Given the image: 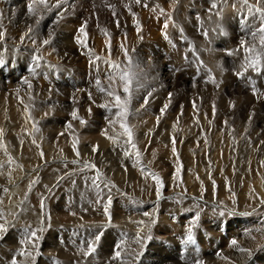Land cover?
<instances>
[{
  "label": "rangeland",
  "instance_id": "rangeland-1",
  "mask_svg": "<svg viewBox=\"0 0 264 264\" xmlns=\"http://www.w3.org/2000/svg\"><path fill=\"white\" fill-rule=\"evenodd\" d=\"M7 1L9 0L4 2ZM145 1L148 7H143V4H134L131 13L121 3L118 9H122L120 12L123 15H118L112 20H110L111 17L108 18L116 22L117 19L125 16L126 11L130 28H135L132 31L129 28L122 34L114 31L115 29L108 24L100 27L99 23L94 22L96 28L92 31L95 34L92 31L87 32V48L82 47L75 40L77 36L83 38V34L78 32L83 24L79 21L80 18L74 17L61 24L55 23L53 22L55 15H51L49 10L38 2L33 5L37 13L33 16L28 12V5L32 4L33 0H17L16 4L10 2L7 6L1 5L3 20L0 22L2 33L0 38V129H3V136L0 137V145L6 146L7 151L4 147H0V164L4 165L0 168L2 173L0 174V190H7V188L11 190L20 185L27 189L25 188L24 197L21 200L14 195V198L19 200L16 204L12 203V198L6 200L0 198V201H9V204L0 203V212L2 206L8 207L9 215L6 217H9L12 225L6 233L2 235L0 233V264H10L13 254L22 246L20 241L26 235L29 226L32 229L41 226L45 228L42 233H39L41 239L38 241L39 254L36 255L35 264L46 263L42 258L47 241L53 240L58 244L63 239L66 243L71 241L69 246L78 243L80 245L81 242L82 247L86 244L90 246L95 240L94 235L98 232L97 230H102L105 226L103 235L99 241H96V250H99L106 243V231L125 227L127 215L122 216V214L128 213L125 209L127 207L136 209V214L140 211L151 214L150 210L156 208L155 211L159 214L154 221L150 218L151 216L144 215L143 221L145 220L151 228L148 235L150 238H146V245L140 252L142 256H146L144 254L146 246L150 249L149 246L156 239V233L162 225L159 216L163 214L162 216L168 217L169 221L173 219L175 224H179L181 219L185 225L200 222L205 223L206 226H216V234L213 233L211 237L222 240L218 246L226 247L229 242L228 245L231 246L230 232L234 233V237L247 234L244 240L248 241L246 243L243 241L240 247L249 248L253 252L249 254V260L243 264H264V240H260L257 236L260 231H264V204L260 201V192H258L260 188L259 191H264V164L261 163L264 161V82L250 68L244 72L242 78L236 74L243 71L245 57L251 58V54L244 51L241 41L256 45L257 52L260 53L259 69H263L264 72V50L259 45V33L255 38L251 35L261 26L259 14L248 13L241 0H178L176 4L173 0H143V3ZM73 2L76 3L70 4L71 7L69 4L63 7L70 11L73 9L78 15L85 16L87 13L84 4L81 6L77 0ZM249 3L256 2L249 0ZM17 4L26 9L24 19L9 15H13V10H19L15 9ZM214 4L217 8L212 7ZM156 5L160 7L156 8ZM260 7H264V2L260 4ZM153 8L156 10L153 11ZM160 8H163L166 14L170 13L171 21H174V23L168 21L167 29L163 27L166 15L161 14ZM217 11L220 12L219 15L216 14ZM132 13H135V16ZM239 15L246 16L247 22L244 26L239 25ZM136 21H139L142 26L139 32V34L143 33L140 34L142 39L140 35H137ZM29 26L33 28V33L31 37H26L24 33ZM87 28L92 27L87 25ZM62 30L71 35V42L75 43L74 48H68V51L59 39L58 31ZM134 31L137 33L135 34ZM217 31L221 34L219 38H217L219 34ZM165 32L167 38L164 35ZM205 32L207 35L204 34ZM50 34V44L43 45L41 41L49 39ZM33 39L36 41L35 44L32 42ZM121 43L129 50V55L132 57L133 63L130 68L121 51ZM195 46L199 53L195 56L197 62L193 57L191 60H184L181 56L183 50L195 48ZM89 49L92 50L91 53ZM166 50L170 52L165 54ZM35 55L42 59L32 61ZM179 55L181 60L175 62L174 69H170L168 64L171 63L172 57L176 60ZM97 56L101 59L97 60ZM185 58L187 59L186 54ZM108 60L119 63L121 67L134 73L130 105L132 112L129 122L134 128V142L141 153L142 163L146 165V170L150 169L151 172L156 173L163 182L164 187L160 189V197L156 194L158 185L155 180L151 176L145 178V172L141 170L139 164L134 166L135 156L124 155L125 149L131 151L130 145L113 144L102 134V130L108 128V134L114 135L108 120L114 118L115 109L110 112L100 107L108 98L100 93L96 86L97 79H100L105 86L109 83L106 77L112 70L105 63ZM90 62L98 65L99 70L89 77ZM31 63L34 64V69L28 72L27 68ZM209 69L216 83L209 79ZM25 80L31 83V89ZM253 86L258 90L255 93ZM89 92L92 94L91 100ZM169 93H171L170 98ZM145 99L148 103L142 107ZM193 102L196 104V109L193 108ZM233 103L235 107L231 106ZM165 104L168 107L161 114ZM213 105H215V112ZM89 108H91L90 114ZM77 109L78 115L88 121L86 126L72 118L71 113ZM67 122L73 124L75 135L80 140V164L71 163L76 157L71 146L70 130L66 128ZM34 124L40 129L39 132L34 131ZM115 131H120L118 124L115 126ZM60 132H64L65 135L58 137ZM173 137L176 140V153L172 151ZM33 139L36 140L39 148L37 144L32 143ZM101 139L105 140L107 145H99ZM93 145H99L98 152H92ZM40 149L44 152L43 159L39 155ZM9 160L13 163H8ZM65 161H67V167H65ZM85 161L96 164L103 173L100 182L102 189L100 196L103 199H100L99 203H96L97 189L91 184V178L95 176L96 171L83 169ZM181 165L180 177H176V168ZM76 169L83 170L77 171L75 176H65V173H72ZM9 172L11 177L7 175ZM49 175H53V178H49ZM61 176L65 178L57 185ZM131 176L134 177L132 180L135 181L134 183L140 180L147 181L148 184L146 187L143 185V189H138L131 184ZM10 178L15 182L9 183ZM86 178L87 183H85ZM104 180L116 185L111 192L113 200L110 209L111 223H108V218L103 212V205L108 195ZM127 180L128 183H126ZM33 181L36 182L33 183ZM54 185L56 186L53 187ZM248 187L249 190H247ZM255 189L257 196L254 194ZM208 191L209 194L206 193ZM191 193L193 196L187 197ZM43 195L46 197L44 211L41 209ZM206 195L214 202L206 201ZM240 196L245 197L246 205L241 202ZM166 202L171 205L164 207L163 204ZM79 204L84 211H81L82 207ZM13 205L14 207L18 205L15 212H11ZM76 207L80 208V211ZM176 209L181 213L179 216H176L178 213ZM44 212L49 214L51 219H45L44 225H40ZM73 212L76 215H72ZM221 212L224 214L221 215ZM35 215H37L36 218ZM197 215H199L198 220ZM121 216L123 222L118 219ZM176 217L179 218L177 222ZM116 220L118 222H115ZM79 221H82V225ZM224 223H227L226 229L230 231L226 235L221 228ZM136 226V229H141L137 223ZM250 231L256 236L249 237ZM63 234L64 238H61ZM195 235L197 234L193 233L192 237L196 238ZM158 237L165 239L167 233L164 232ZM180 237L185 239L183 235ZM82 238L84 240L79 242L78 240ZM256 240L258 243L254 242ZM167 241L176 248L183 246L185 255L188 253V248L195 245L192 240H188V237L184 243L180 242L177 245L169 239ZM198 242L200 244V239ZM57 247H54V250ZM63 249L65 250L60 246L58 251ZM206 249L211 248L209 246ZM94 254H97V251ZM94 254L91 257L96 258L97 255ZM3 256L7 258L4 259ZM89 257L86 260L82 259L79 264H89L88 260L91 258ZM103 258L108 259L107 256ZM163 258L168 262L173 260L171 256H163ZM17 259L23 264V257H17ZM194 259L195 256L187 255V258L182 260L184 264H196L198 261ZM225 263L228 264V262Z\"/></svg>",
  "mask_w": 264,
  "mask_h": 264
},
{
  "label": "bare ground",
  "instance_id": "bare-ground-1",
  "mask_svg": "<svg viewBox=\"0 0 264 264\" xmlns=\"http://www.w3.org/2000/svg\"><path fill=\"white\" fill-rule=\"evenodd\" d=\"M5 0H0V8H1V5L2 4H4L5 6H7V5H9V3L11 2V3H13V4H16L17 3V0H9V1H7V2H4ZM19 1V0H18ZM74 0H68V3L67 4H73V3H76V2H73ZM254 1L256 2V0H253V3H254ZM52 2H54V0H50V3H52ZM77 2H78V4L79 3H81L80 5L82 6L83 4V6H84V8H85V12L87 13L85 16H83V14L80 16V15H78V13L75 11V10H73V9H71V11H70V9H68V11L67 12H65V14H64V17H63V19H61L58 15H57V12H59V11H62V9H55V8H52L51 10H49V12H50V14L52 15V14H54L55 15V20H53L51 17H50V19L51 20H53V22H55V23H57V21H59V24H61V23H63V22H65L66 20H69V18H74V17H76V18H80V22L81 23H84L85 21L87 22V25H90L92 28H87L86 29V32H91L92 30H93V28L95 29L96 28V25H95V23L94 22H96V23H99V26L101 27L103 24H108L111 28H113V29H115L114 31H116V32H119V33H122L123 34V32H125L126 30H128L129 28H130V21H129V16H128V14H127V12L125 11V16L124 17H122L121 19H119V26L117 25V23L116 22H112V21H110V20H112V18H116L118 15L119 16H122L123 15V13L122 12H120L121 10H119L118 8L120 7L119 5H121V3H123L124 4V2H125V0H107V2L109 3V4H115L116 5V16L114 17L113 15H112V11L109 9V8H107V7H105L104 6V3H103V0H77ZM162 3H163V1H161ZM161 2L159 3V4H161ZM189 2V1H188ZM252 2V1H251ZM145 3H146V1H145ZM172 3V2H171ZM176 4V3H175ZM22 5H25V4H22ZM40 5V4H39ZM66 5V4H65ZM134 5V4H133ZM132 5V6H133ZM188 6V5H187ZM170 7V6H169ZM184 7H185V5H184ZM76 8V7H75ZM123 8V7H122ZM133 8V7H132ZM188 8V7H187ZM196 8V7H195ZM15 9H19V10H16V11H14L13 10V15H11V14H9L10 16H13V17H16V18H18V19H21V18H23V16H24V14H25V12H24V10H26L25 8H23V6H21V5H18L17 4V6H15ZM189 9V8H188ZM22 10V11H21ZM201 10V9H200ZM20 11H21V13H20ZM80 11H82V10H80ZM189 11V10H188ZM216 11V10H215ZM8 12V11H7ZM79 12V11H78ZM80 13V12H79ZM83 13V12H82ZM153 14V13H152ZM173 15V14H172ZM1 17L3 18V16L1 15V11H0V22L3 20V19H1ZM30 17V16H29ZM109 17H111V19L109 20L108 18ZM179 17V16H178ZM188 17V16H187ZM155 18V17H154ZM163 18V17H162ZM219 18V17H218ZM24 19V18H23ZM31 19V18H30ZM160 19H161V17H160ZM32 20V19H31ZM70 20H72V19H70ZM34 21V20H33ZM171 21V20H170ZM203 21V20H202ZM49 22H52V21H50L49 20ZM172 22V21H171ZM214 22V21H213ZM112 23H114V24H112ZM142 23V22H141ZM173 23V22H172ZM201 24V23H200ZM47 25V24H46ZM54 25V24H53ZM132 25V24H131ZM46 27V26H45ZM70 27V26H69ZM172 27V26H171ZM42 28V27H41ZM134 28V27H133ZM132 28V29H133ZM183 28V27H182ZM131 29V28H130ZM132 29H131V31H132ZM135 29V28H134ZM133 29V30H134ZM144 29V28H143ZM60 30V29H59ZM69 31V30H68ZM52 32V31H51ZM55 32H57V31H55ZM93 32V31H92ZM0 33H1V29H0ZM98 33V32H97ZM134 33H135V31H134ZM137 33V32H136ZM135 33V34H136ZM142 33V32H141ZM140 33V34H141ZM79 34V33H78ZM93 34H95L94 32H93ZM127 34V33H126ZM139 33L137 34V35H140ZM143 34V33H142ZM157 34V33H156ZM58 35H59V39H60V41H62L63 42V47L65 48V50L66 51H68V48H74V46H75V43H73V42H71V40H72V37H71V35L69 36L65 31H58ZM75 35V34H74ZM121 34H119V36H120ZM146 35V34H145ZM76 36V35H75ZM141 37H142V35H140ZM148 36V35H147ZM146 36V37H147ZM192 36V35H191ZM100 37V36H99ZM136 37V36H135ZM138 37V36H137ZM146 37H145V39H146ZM0 38H1V35H0ZM120 38H123V37H120ZM143 38V37H142ZM124 39V38H123ZM135 39H137V38H135ZM109 40V39H108ZM138 40V39H137ZM1 41V40H0ZM144 41V40H143ZM142 41V42H143ZM149 41V40H148ZM141 42V43H142ZM146 42V41H145ZM144 42V43H145ZM148 43V42H147ZM151 43V42H150ZM57 45H59V44H57ZM137 45V44H136ZM78 47H79V45H78ZM69 50H71V49H69ZM155 50V49H154ZM70 52V51H69ZM62 53V52H61ZM71 53V52H70ZM85 56V55H84ZM135 57V56H134ZM1 58V57H0ZM25 61V60H24ZM56 61V60H55ZM1 62V61H0ZM26 62V61H25ZM28 62V61H27ZM54 62V61H53ZM58 62V61H57ZM60 62V61H59ZM58 62V63H59ZM67 63V62H66ZM27 64V63H26ZM153 64H155V63H153ZM157 64V63H156ZM23 65V64H22ZM69 65H70V63H69ZM73 65V64H72ZM159 65V64H158ZM17 66V65H16ZM156 66V65H155ZM21 68V67H20ZM10 77V76H9ZM50 100V99H49ZM9 123V122H8ZM79 125V124H78ZM2 138V137H1ZM92 139V138H91ZM99 141V140H98ZM219 142V141H218ZM100 144H102V145H107V142L105 141V140H103V139H101L100 141H99V145ZM228 144V143H227ZM229 145V144H228ZM229 147V146H228ZM112 149V148H111ZM113 150V149H112ZM22 153V152H21ZM190 153V152H189ZM201 153V152H200ZM120 154V153H119ZM191 154V153H190ZM192 155V154H191ZM216 156V155H215ZM214 156V157H215ZM6 157V156H5ZM51 157V156H50ZM191 158H192V156H191ZM216 158H218L217 156H216ZM193 159V158H192ZM14 160V159H13ZM192 161V160H191ZM253 161V160H252ZM255 161V160H254ZM206 162V161H205ZM192 163V162H191ZM194 163V162H193ZM217 165H218V162H217ZM10 167H11V165H9ZM229 166V165H228ZM217 167V166H216ZM116 168V167H115ZM195 168V167H194ZM237 168V167H236ZM226 169H227V167H226ZM228 169H230V168H228ZM203 171V170H202ZM226 172V171H225ZM186 175V174H185ZM16 176V175H15ZM173 176V175H172ZM200 176V175H199ZM49 178H53V175H49L48 176ZM197 177V176H196ZM232 177V176H231ZM116 178V177H115ZM142 178V177H141ZM174 178V177H173ZM11 179V178H10ZM28 179V178H27ZM129 179V178H128ZM134 179V177H132L131 176V181ZM243 179H245V178H243ZM1 180V179H0ZM4 180V179H3ZM139 179L137 178V181H138ZM176 180H177V178H176ZM190 180H191V178H190ZM222 180V179H221ZM231 180V179H230ZM126 181V180H125ZM130 181V180H129ZM130 181V182H131ZM184 181V180H183ZM257 181V180H256ZM9 183H10V180L8 181ZM11 182H15V181H12V179H11ZM26 182V180L24 181V183ZM130 182H129V185H130ZM135 181H132L131 182V184H133V185H135V187L136 188H141V189H143L144 187H143V185L146 187V184H148V182L147 181H140L139 180V182L138 183H134ZM190 182V181H189ZM262 182V181H261ZM61 183V182H60ZM59 183V184H60ZM126 183H128V180H127V182ZM139 183H142V184H139ZM241 183V182H240ZM190 184H192V183H190ZM194 184V183H193ZM218 184V183H217ZM256 184H258V182H256ZM256 184L254 183V185L256 186ZM127 185V184H126ZM132 185V186H133ZM189 185V184H188ZM202 185V184H201ZM248 185V184H247ZM260 185V184H259ZM259 185H258V187H259ZM84 186V185H83ZM82 186V187H83ZM181 186V185H180ZM187 186V185H186ZM212 186H213V184H212ZM225 186V185H224ZM7 187H9V184H7ZM199 187V186H198ZM250 187H251V185H250ZM257 187V186H256ZM25 186H18V187H15V188H12L11 190H10V188H7V190H3V191H1L0 190V198H1V200H6L7 198H12V203L13 204H16L19 200H21L23 197H24V192H25ZM180 188V187H179ZM243 188V187H242ZM247 188V187H246ZM27 189V188H26ZM194 189V188H193ZM205 189H207V188H205ZM250 188L248 187V189L247 190H249ZM254 189V188H253ZM261 189V188H260ZM260 189H258V192H260L259 194H260V201L262 202V204H264V191H259ZM176 190V189H175ZM211 190V189H210ZM243 190V189H242ZM134 191V190H133ZM195 191V190H194ZM197 191V190H196ZM246 191V190H245ZM245 191H243V192H245ZM251 191H254V190H252L251 189ZM251 191H250V193H251ZM255 191H256V189H255ZM47 192H48V190H47ZM47 192L45 193V195L47 194ZM192 193H193V191H191ZM202 192V191H201ZM225 192V191H224ZM8 193V194H7ZM127 193V192H126ZM190 193V192H189ZM192 193L191 194H189V196H187V197H192L193 195H192ZM194 193H196V192H194ZM207 194H209V191L208 192H206ZM213 193V192H212ZM211 193V194H212ZM246 193H247V191H246ZM255 193H257V191L256 192H254V194ZM210 194V195H211ZM222 193H220V195H221ZM240 194V193H239ZM253 194V193H252ZM254 194H253V196H254ZM258 194V193H257ZM14 195H16V196H18L19 197V200H17V199H15L14 198ZM186 195V194H185ZM184 195V196H185ZM196 195V194H195ZM201 195H203L202 193H201ZM209 195V196H210ZM213 195V194H212ZM231 195V194H230ZM11 196V197H10ZM35 196V195H34ZM44 196V195H43ZM183 196V195H182ZM255 196H257L256 194H255ZM45 197V196H44ZM186 197V196H185ZM206 197H207V199H206V201L208 200L209 202H214V200H212L210 197H208V195H206ZM143 198V197H142ZM147 198V197H146ZM145 198V199H146ZM213 198V197H212ZM223 200H224V198L223 197H221ZM26 199V198H25ZM68 199V198H67ZM197 199V198H196ZM199 199V198H198ZM236 199V198H235ZM239 199V198H238ZM257 199H258V197H257ZM169 200V199H168ZM240 200H241V202L243 203V204H245V202H246V200H245V197H241L240 196ZM248 200L250 201V199L248 198ZM254 200V199H253ZM24 201V200H23ZM69 201V200H68ZM124 201V200H123ZM148 201H149V199H148ZM35 202V201H34ZM61 202V201H60ZM65 202H66V200H65ZM71 202V201H70ZM75 202V201H74ZM125 202V201H124ZM3 203H8L9 204V201H3ZM146 203V202H145ZM148 203V202H147ZM221 203V202H220ZM228 203H230V202H228ZM71 204V203H70ZM85 204V203H84ZM210 203H208V205H209ZM219 204V203H218ZM72 205V204H71ZM70 205V206H71ZM80 205V204H79ZM147 205V204H146ZM164 205V207H169L171 204H169L168 202H166V203H164L163 204ZM246 205V204H245ZM18 206V205H17ZM16 206V207H17ZM63 206H64V204H63ZM75 206V205H74ZM81 206V205H80ZM126 206V205H125ZM16 207H14V205L12 206V211L11 212H15L16 211V209H18V208H16ZM82 207V206H81ZM123 207V206H122ZM121 207V208H122ZM246 207V206H245ZM2 208V210H1V212L0 213H2L4 216H6V215H9L8 214V207L7 206H2L1 207ZM16 208V209H15ZM77 208V207H76ZM86 208V207H85ZM125 208V207H124ZM123 208V209H124ZM136 208V207H135ZM176 208V207H175ZM179 208H181V207H179ZM75 209V208H74ZM78 209V208H77ZM76 209V210H77ZM80 209V208H79ZM78 209V211H80ZM125 209H127V211H128V213L127 214H122L121 212V214H122V216H125V215H127V216H125V227H121L120 229L118 228V229H112V230H109V231H106L107 232V236H106V243H104L100 248H99V250H96L97 251V254H94V255H97V257L96 258H94V257H89L88 259V263L89 264H108V261H109V259H110V257L113 255V253H114V250H115V246L116 245H120L121 244V242L123 241V252H122V255H123V257L126 259V260H128L129 261V264H132V258L129 256V251H135L136 253H140L141 252V250L145 247V245H146V241H147V239L146 238H148V235H149V231H150V226H149V224H146V222H145V220H144V222H145V226H143V228H142V230L139 228V229H136V223H134V221H140V220H143L144 219V213H142L141 211V214H140V212L138 213V214H136V209L134 210V208H130V207H127V208H125ZM124 209V210H125ZM153 209V208H152ZM183 209V208H182ZM83 210V207L81 208V211ZM150 210V209H149ZM155 210H156V208H155ZM154 209L153 210H150L151 211V219H152V221H154L157 217H158V213H157V211H155ZM177 211H178V209H176ZM84 211V210H83ZM143 211V210H142ZM148 211V210H147ZM177 211L175 212V213H177ZM100 212V211H99ZM144 212V211H143ZM33 213V212H32ZM82 213V212H81ZM207 213V212H206ZM37 214V213H36ZM79 214V213H78ZM88 214V213H87ZM178 214V215H177ZM176 214V216H179L181 213H179V211H178V213ZM66 215V214H65ZM81 215H83V214H81ZM94 215V214H93ZM97 215V214H96ZM163 215V214H162ZM159 216L160 217V222H161V224L162 225H160L159 226V229H158V231H157V233H156V239L154 240V242L149 246L150 247V249H148V246H146V252L144 253V254H146V256L144 255V256H142V255H139L136 259H135V261H134V264H184V262H183V260L182 259H186L187 258V255L188 256H195V259L194 260H197L198 262L196 263V264H226L225 262H228V264H243V263H246L248 260H249V255H247V256H245V255H242L238 250H237V248L236 247H234L232 244H231V246H229L228 244L230 243H227V246L226 247H223V246H218V243H221V241L222 240H219V239H213V237H211L212 236V234L213 233H215L216 232V230H217V228H216V226H214V225H210V226H206V224L205 223H200V222H196V223H194L196 226L194 227V224H192V223H189V224H187V225H185L184 224V221H182L181 219H180V222H179V224H175V223H173V219L172 220H170L169 221V219H168V217H165V216ZM167 215H169V214H167ZM11 216V215H10ZM33 216V215H32ZM69 216V215H68ZM89 216V215H88ZM87 216V217H88ZM91 216V215H90ZM121 216V218H118V219H120V220H122V217ZM170 216V215H169ZM205 216V215H204ZM37 217V215H35V218ZM93 217V216H92ZM146 217H148V216H146ZM187 217V216H186ZM206 217V216H205ZM22 218V217H21ZM33 218V217H32ZM34 218V219H35ZM53 218V217H52ZM55 218V217H54ZM212 218H214V217H212ZM7 219H8V221L10 222V219H9V217H7ZM117 219V218H116ZM147 219H149V218H147ZM184 219V218H183ZM189 219V218H188ZM38 220V219H37ZM113 220H114V217H113ZM120 220H119V222H120ZM158 220H159V218H158ZM179 220V218H175V221L177 222ZM191 220V219H190ZM76 221V220H75ZM185 221H187V220H185ZM77 222V221H76ZM81 222L82 221H79V224H81ZM115 222H118L117 220L115 221ZM122 222H123V220H122ZM147 222H149V221H147ZM190 222V221H189ZM234 222V221H233ZM63 223V222H62ZM262 223V222H261ZM56 224V223H55ZM84 224V223H83ZM151 224V223H150ZM212 224V223H211ZM82 225V224H81ZM247 225H249V224H247ZM107 226V225H106ZM105 227V226H104ZM104 227H103V229L102 230H97L98 232L96 233V235L98 234V233H100L101 231L103 232V230H104ZM109 227V226H108ZM233 227H235V226H233ZM255 227V226H254ZM262 228V227H261ZM98 229V228H97ZM205 229V230H204ZM242 229V228H241ZM247 229V228H246ZM252 229H254L253 227H252ZM255 229H257V228H255ZM263 229V228H262ZM221 230V229H220ZM250 230V229H249ZM233 231H236V230H233ZM243 231V230H242ZM25 232V231H24ZM66 232V231H65ZM164 232H166L167 233V237H165V239H162V237L161 238H159L158 237V235H160V234H162V233H164ZM196 233L197 235H195L196 236V238L199 240L200 239V248H201V250H200V248H197V247H190V248H188V253H187V255H185L184 254V251H183V246L181 247V248H176L175 246H173V245H171L170 243H168V241H167V239H169L170 240V242H173L174 244H178V243H180V242H183L184 243V240L189 236V235H191L192 236V234L193 233ZM227 232H230V231H228L227 230ZM246 232V231H245ZM251 233H249L248 234V236L250 237H252L253 235H254V233L252 232V231H250ZM255 232H257V231H255ZM93 233V232H92ZM91 233V234H92ZM190 233H192V234H190ZM224 233V232H223ZM253 233V234H252ZM80 234H81V232H80ZM80 234H79V236H80ZM83 234V233H82ZM91 234H90V236H91ZM95 234V233H94ZM140 235V236H143L144 237V239L141 241V242H137V235ZM216 234V233H215ZM233 234L234 233H229V237H230V239L232 238V240L233 239H235V240H237L238 241V244H239V246H241V243L243 242V241H245L246 239H245V236L247 235H238V237H237V235H236V237H234L233 236ZM1 235H2V233H1ZM52 235H53V232L50 234V236H51V239H52ZM96 235H94V236H96ZM183 235V237L185 238V239H183L182 237H180V236H182ZM254 236H256V235H254ZM257 236H259V238H260V240L262 239V241L264 240V231H260V233H259V235H257ZM58 237H59V235H58ZM68 237H70L69 235H68ZM163 237H164V235H163ZM247 237V236H246ZM248 237V238H249ZM10 238V237H9ZM61 238H64V234L62 235V237ZM60 238V239H61ZM74 238H76V237H74ZM218 238V237H217ZM59 239V238H58ZM69 239V238H68ZM118 239L120 240L119 242H118ZM245 239V240H244ZM258 239V238H257ZM15 240V239H14ZM48 240H50V239H48ZM82 240H84L83 238L82 239H79L78 241L79 242H81ZM76 241V240H75ZM209 241V242H208ZM248 241V240H247ZM247 241H245L244 243H246ZM48 242V244H47V246L45 247L46 248V250H44V255H43V258H42V260H44L46 263H43L42 262V264H79L80 262H81V260L83 259V260H86L87 259V257H85L84 255H83V253H84V251H86L87 249H88V247H89V244H86V246L85 247H82L81 246V243H80V245H79V243L78 244H73V245H71V246H69V243L71 242H69V243H66V242H64L63 241V239H61V241L60 242H58V241H56V242H58V244H56L55 242H53V240L52 241H47ZM208 242V243H207ZM252 242V241H251ZM255 243H258V241L256 240V241H254ZM6 243V242H5ZM77 243V242H76ZM211 245H210V244ZM223 243V242H222ZM249 243V242H248ZM247 243V244H248ZM263 243V242H262ZM3 244V243H2ZM190 244H192V242L190 243ZM57 245H58V247H57ZM252 245H253V243H252ZM11 246V245H10ZM63 247V248H65V250L63 249V251H58V249H59V247ZM210 246V248L211 249H206L207 247H209ZM251 246V245H250ZM258 246V245H257ZM18 247H19V245H18ZM54 247H57V248H55L56 250H54ZM220 247V248H219ZM254 247H255V245H254ZM157 248V249H156ZM173 248V249H172ZM176 248V249H175ZM228 248V249H227ZM167 249H172V250H167ZM252 249H254L253 247H252ZM1 250V249H0ZM11 250V249H10ZM182 250V251H181ZM207 250H211L212 252H210V253H208V252H206ZM219 250H222V251H219ZM218 251L220 252L219 254H218ZM251 252H253V251H251ZM103 256H107V260H105L104 258H103ZM142 256V257H141ZM163 256H171L172 258H173V260L171 259L170 261L171 262H168L167 260H164V258H163ZM4 257V259L5 258H7V256H3ZM52 257H53V259H52ZM193 258V257H192ZM41 259V258H40ZM9 260V259H8ZM23 260V259H22ZM220 260V261H219ZM105 261V262H104ZM176 261V262H175ZM23 262V261H22ZM104 262V263H103ZM112 264H118V262L117 261H113V262H111ZM193 264V263H192Z\"/></svg>",
  "mask_w": 264,
  "mask_h": 264
},
{
  "label": "snow or ice",
  "instance_id": "snow-or-ice-1",
  "mask_svg": "<svg viewBox=\"0 0 264 264\" xmlns=\"http://www.w3.org/2000/svg\"><path fill=\"white\" fill-rule=\"evenodd\" d=\"M37 2L40 5H42L46 10H51L52 8L62 9V11L57 12V15L61 19H63L65 12L68 11V8L63 7L65 4L68 3V0H54V2H52V3H50V0H33V3L28 5V12L33 16L37 15V13L34 9V6H33ZM176 2H178V0H173V3H176ZM262 2H264V0H256L255 4H250L249 0H241L242 5L247 9L248 13H250L252 15L259 14V19L262 22L261 26L257 30V32H253V33H251V35L253 36V38H255L257 36V34L259 33V36H260L259 45L261 46V49L264 50V7H260V4ZM103 3H104L105 7L109 8L112 11V15L115 17L116 16V5L115 4H109L107 2V0H103ZM133 4H135V5L143 4V7H148V4L143 3V0H125L123 7H125L131 13ZM69 7H71V5H69ZM159 7H160L159 5H156V8H159ZM212 7L217 8V5L214 4ZM156 8H153L152 10L155 11ZM160 12H161V14L166 15V22L164 23L163 27H164V29H167L169 26L168 21L172 20V16L170 13L166 14L165 10L163 8H160ZM132 14H133V16H135V13H132ZM216 14L219 15L220 12L217 11ZM36 23L37 24L39 23V19L36 21ZM57 23H59V21H57ZM116 23L119 26V20L118 19H117ZM173 23H174V21H173ZM86 26H87V22L85 21L81 25V27L78 29V32L83 34V38H81V36L75 37L76 42L84 48H87ZM136 28H137L138 33L142 30V26L140 25L139 21H136ZM32 33H33V28L31 26H29L27 31L24 33V36L31 37ZM204 34L207 35L206 32ZM0 35H2V33H0ZM164 35L167 38L166 32L164 33ZM141 39H142V37H141ZM50 41H51V34H50L49 39H44L43 41H41V43L43 45H49ZM32 42L34 44L36 43V41L34 39ZM241 45L244 48V51L246 53L251 54V58H249L247 56L245 57L246 63L244 65H242L243 71L236 73L237 76L242 78L244 72H246L249 68H254V69L259 70L258 57L260 56V53L257 52V48H256L255 44L249 45L247 41H241ZM108 48H109V52H110V50H111L110 44L108 45ZM120 48H121V51L123 52L124 57L127 59L128 66L130 68L132 66L133 60H132V57L129 55V50L124 46L123 43H121ZM91 51L92 50L89 49L90 53H91ZM39 59H42V57L38 56L37 60H39ZM96 59L100 60L101 58L99 56H97ZM105 63L109 65V67L111 68L112 71L106 77V79L109 81V83L106 86L102 84L100 79L96 80V86H97L98 91L108 98L105 103L100 105V107H103L110 112L113 109H115V112H113L114 118L108 120V124L112 128L114 135L108 134V131H109L108 128L103 129L102 134L105 135V137L108 140H110L113 144L130 145L131 151L125 149L124 155L128 156V157H132L133 155L135 156L134 166L136 164H139L141 167V170L145 172V178H147L148 176H151L152 179L155 180L156 184L158 185L156 194H157V197H160V189L164 187L163 182H162L161 178L156 173L151 172L150 169L146 170V165H144L142 163L141 153L137 147L136 142H134V128L129 122V117H130L131 112H132L130 105H131V101H132V82H133L134 73H132L130 70H127V69L121 67V65L119 63L112 62L111 60L105 61ZM201 63H203V62L201 61ZM208 72L210 74L209 79H211L213 83H216L214 76L211 75L210 69L208 70ZM25 83L28 84V87L31 89V87H32L31 83L27 80H25ZM121 88H122V92H121ZM253 91H254V93L256 91H258L255 88V86H253ZM170 97H171V93H169V98ZM89 99L90 100L92 99V94L90 92H89ZM74 102H75V98H74ZM147 103H148V100L145 99L144 105H142V107L146 106ZM231 106L235 107V104L233 103ZM167 107H168V105L165 104L164 107L161 109V114L164 113V111L167 109ZM193 108L196 109L195 102H193ZM88 111L90 114L91 108H89ZM137 111H139V110L137 109ZM213 111L215 112V105H213ZM71 116L74 120H79L81 125L86 126L88 124L87 120L81 118L78 115V109L73 110V112L71 113ZM157 119L159 120V117ZM197 122H198V116H197ZM117 124L119 125V128H120L119 132L115 131V126ZM225 125H227V121H225ZM66 128L68 130H70L69 135L71 137V146H72V149H73L75 157H76V159L72 160L71 163L80 164L81 163V159H80L81 154H80V150H79V143H80L79 137L77 135H75V129H74V126L71 122H67ZM34 131L35 132L40 131V129L38 127H36L35 124H34ZM29 135H31V133H29ZM64 135H65L64 132H60L58 134V137L64 136ZM2 136H3V129H0V137H2ZM32 143L37 144L35 139L32 140ZM175 143H176V140H175V137H173L172 138V144H173L172 151H173V153H176ZM0 147H4L5 151H7L6 146L0 145ZM37 147L39 148L40 146L37 144ZM60 151H61V156H62L63 150L61 149ZM98 151H99V145H93L92 146V152L96 153ZM39 155L43 159L44 152L42 149H40ZM8 163H13V161L9 160ZM45 163H46V161H45ZM261 163L264 164V161H262ZM3 167H4V165L0 164V168H3ZM65 167H67V161H65ZM181 167H182V165L178 166L176 168V171H175L176 177H180ZM83 169H95V171H96L95 176H93L91 178V184H92V187L97 189L98 200L96 201V203H99L100 199H103V197L100 196V193L102 192V189L100 188V182L102 180L103 173L100 171L99 168H97L96 164H94L90 161H85L83 163ZM83 169H76V170H73L72 173H65V176H68V175L75 176L77 171H81ZM125 171H127L126 168H125ZM0 174H2V173H0ZM7 175L9 177H11L10 172L7 173ZM65 176H61L59 178V180L57 181V185L59 184L60 181H62L65 178ZM10 182H11V179H10ZM35 182L36 181H33V183H35ZM103 182H104L105 188L108 189L107 201L103 205V212L108 218V223H111L112 217H111L110 209H111V205L113 203L111 192H112V189L116 187V185L113 184L111 181H108V180H104ZM73 183H75V180H73ZM85 183H87V178L85 180ZM181 183H182V180H181ZM55 186L56 185H54L53 187H55ZM174 186H176V185H174ZM49 191H51V189H49ZM124 195H127V194L124 193ZM45 199H46V197H42V199H41L42 211H44V209L46 208V205L44 203ZM201 199H202V197H201ZM2 202L3 201H0V203H2ZM71 214L76 215L75 212H73ZM220 214L223 215L224 212H221ZM13 215H15V213H13ZM143 215L151 216V214L147 213V212H145ZM45 219H47V220L51 219L50 215L47 214L46 212H44V218H42L40 220V225H44ZM198 219H199V215H197V220ZM134 223H137L141 227V230H142L143 226H145V222L143 220L134 221ZM11 226L12 225L8 221L7 217L4 216L2 213H0V233H6L8 231V228ZM44 230H45V228L43 226L37 227L36 229H32L29 226L26 235L20 241L22 246L17 250V252H15L13 254V256L10 260V264H21V261L19 259H17V257H23V264H35L36 255L39 254L38 253V241L41 239V236L39 235V233H42ZM102 235H103L102 231L96 235L95 240L93 241V244L90 245L86 251H84L83 255L85 257L91 256L96 252V241H99V239L101 238ZM148 238H150V237H148ZM143 239H144L143 236H140L139 234L137 235V242L138 243L141 242ZM192 239H193V237L191 235H189L188 240L191 241ZM231 243L234 247L237 248V250L240 253L244 254L245 256L251 254L252 250L249 248L240 247L237 240L234 239V240H232ZM123 250L124 249H123V241H122L120 245L115 246L114 253L110 257L108 264H111L112 261H117L118 264H129V261L126 260L122 255ZM139 255H140V253H136L135 251H129V256L132 258V264H134L135 259Z\"/></svg>",
  "mask_w": 264,
  "mask_h": 264
}]
</instances>
